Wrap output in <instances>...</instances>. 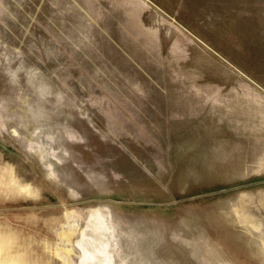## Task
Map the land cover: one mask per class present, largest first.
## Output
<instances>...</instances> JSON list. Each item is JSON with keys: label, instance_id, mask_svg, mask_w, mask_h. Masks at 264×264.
<instances>
[{"label": "rangeland", "instance_id": "obj_1", "mask_svg": "<svg viewBox=\"0 0 264 264\" xmlns=\"http://www.w3.org/2000/svg\"><path fill=\"white\" fill-rule=\"evenodd\" d=\"M0 264H264V0H0Z\"/></svg>", "mask_w": 264, "mask_h": 264}]
</instances>
